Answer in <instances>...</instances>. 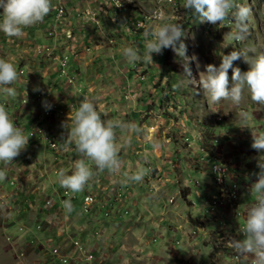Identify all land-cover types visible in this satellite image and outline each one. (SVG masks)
<instances>
[{"label": "crops", "instance_id": "0c3cea01", "mask_svg": "<svg viewBox=\"0 0 264 264\" xmlns=\"http://www.w3.org/2000/svg\"><path fill=\"white\" fill-rule=\"evenodd\" d=\"M51 3L53 8L50 13L42 22L25 28L22 37H7L0 32V58L11 59L19 73L18 79L6 86L15 89V97L7 95L2 90L4 86H0V105L6 107L16 126L24 133L36 124H42L47 129L45 137L38 138L40 140L36 144L31 140L26 149L14 160L25 161L33 159V156L41 159L43 163L36 162L34 166L36 172L34 178L37 180L41 178L38 170H44L46 167L48 171L51 170L50 173L65 169L71 174L78 160H86L77 152L70 131L73 126L72 117L84 94L88 95L90 99H95L98 110L107 113L105 119H118L134 124L139 131L129 132L120 129L116 131V142L122 145L119 153L123 161L120 175L104 171L89 181L84 191L74 193L68 200L75 203L82 195L80 198L82 203L87 191H102L105 195L103 199H106L102 205L111 206L113 208L111 217L116 218L107 228L110 230L109 237L111 233L116 232L124 239L123 246L120 245L122 241L116 244L117 252L122 251L123 260L126 258L135 264H195L197 261L195 259L203 256L202 263L210 264L214 257L210 253L220 250L219 222L233 214L232 224L237 221L244 223L249 207L254 206L256 196L251 191L253 183L250 181L258 171L237 170L243 187L241 205L244 217L236 216L232 210V213L225 215L226 209L222 210L224 215L220 220L216 215L206 213L209 199L217 190L208 168L207 153L202 151L200 143L196 141L191 145V150L179 152L178 147L174 149L173 142H162L161 132L157 128L159 121L145 120L146 100L140 97L144 94L140 93L143 82L135 76L149 69L142 68L137 63H128L122 54L125 47H133L126 44L133 42L132 37L125 39L124 28L121 29L124 18L118 20V16L123 17L128 10L122 9L117 0H51ZM60 6H64L66 10L62 18L57 17V8ZM137 16L138 14L134 17ZM126 24L130 22L126 20ZM133 38L136 42L141 36L135 34ZM37 48L44 50L38 53ZM64 56L68 57L66 71L68 76H74L73 82L60 74L59 60ZM22 69L24 72L21 73ZM151 74L146 73L148 78ZM37 87L40 91H34ZM41 92L44 95L39 101L25 99V96L37 99V94ZM45 101L63 108L65 115L57 112L52 118L44 117ZM56 135L59 150H55L56 157L51 159L50 156L47 157L44 143L45 139L50 140ZM187 157L189 159H186ZM57 158L67 162L64 165L56 164L54 159ZM46 160L49 163L45 164ZM86 162L92 163L88 160ZM9 165L7 164L8 170L17 171L12 175L17 180L19 178L26 180L32 169L25 165L21 169L15 164ZM141 166L150 168V174L140 183H125L123 173L131 174ZM48 177L53 183L52 193L58 196L61 191L60 188L57 189L56 180L52 179L53 176ZM194 179L200 183L191 181ZM90 182L95 184L93 190H89L93 187ZM119 188L125 191L122 201L117 198ZM63 189L61 187L62 191ZM54 198L45 196L39 207L49 214L57 212L59 208L60 213L66 217L68 213ZM48 199L55 202L51 209L46 206ZM102 211L103 208L97 205L91 215V217L98 215L97 219L89 218L85 224L79 223L78 226L81 228L79 232L86 230L84 228L88 223L99 220L101 215L103 216ZM66 228L68 227L57 229L59 243H67L58 245L62 252L66 251L67 246L68 249L77 248L74 241H71V237H75L74 240L82 239L80 241L83 246L87 243L90 248L97 251L98 259L104 258V252L108 248L103 249L104 245L100 240L88 239L84 236L85 232L80 235L81 233H76L78 231L70 232V229ZM100 228L101 226L97 227ZM114 237L116 238L115 235ZM48 249L50 245L45 249L44 256L48 257ZM113 259L114 257L109 258L107 260L109 262L106 263L111 264ZM48 260L46 258L44 263L48 264ZM86 263L88 262L83 258L78 261V264ZM121 263L123 262L119 264ZM55 264L61 262L56 261Z\"/></svg>", "mask_w": 264, "mask_h": 264}, {"label": "rangeland", "instance_id": "374dc122", "mask_svg": "<svg viewBox=\"0 0 264 264\" xmlns=\"http://www.w3.org/2000/svg\"><path fill=\"white\" fill-rule=\"evenodd\" d=\"M120 1L124 4L122 9L128 10V13H125L123 17L118 16L119 21L122 18L125 21H123L124 24L121 23L123 25L121 29L124 28L125 39H131V37L133 39L132 43H125L138 49L139 54L145 55L144 33L149 25L155 26L164 22L182 24L185 35L181 39L186 45V56L192 57L195 55L199 62V67H197L196 61L190 63L192 78L196 80L199 79V74L206 70V65L213 64L218 67L222 56L229 54L232 50L245 52L247 54L245 58L249 61H254L258 56L264 55V0H238V3L251 10L246 22L247 32L240 41L233 39V33L237 31L234 19L229 18L215 25L207 21L201 22L200 18L193 12L183 8L184 0ZM137 14L138 16L134 17ZM126 20L130 24H126ZM135 34L141 36V38L136 39V42L133 38ZM148 39H151V37H148ZM152 55L153 61H143V64L142 61L137 62L142 68H148L149 70L141 71L135 78H140L143 82L140 93L144 94L140 97H144L143 100H146L144 105L145 120L159 121L157 123L159 127L157 128L161 132L162 142H173L174 149L178 147L179 152L186 149L191 150L192 144L200 143L202 151L207 153L208 168L215 186L216 182L211 170L214 159H222L227 163L231 169V176L232 172L238 174V169H244L243 171L246 172L252 170L259 172L257 163L258 160L264 162V153H258L254 150L251 143L253 135L264 133V104H256L251 99V92L246 86L242 100L238 105L230 99L212 103L206 99L202 89H198L187 82L183 68L184 57L177 55L171 48L164 49L162 54ZM233 66L239 67L241 71H247L250 68V65L243 58L235 61ZM146 73H152L150 78L147 77ZM72 77L75 81L74 76ZM229 78H231V69H229ZM84 95V97L89 98L88 95ZM38 140L40 139L34 140V143L36 144ZM44 145L47 149V157L55 158V150L50 148L49 138L45 139ZM186 159H189V157ZM54 160L59 165H64L67 162L66 160L60 161L59 158ZM36 162L43 163L36 156H33V159L14 160L9 163L11 166L15 164L20 169L23 165L30 166L32 169L26 180L22 178L15 179V176L12 175H15L17 171L8 170L7 165L0 163V169L7 173V178L0 181V264H45L44 260L48 259L47 256H44L45 249L52 243H59L60 236L57 229L64 226L68 227L66 229H70V232L78 231L76 233H81L80 235L85 232L84 236H87L88 239L100 240L104 245L103 249L108 248L105 250V254L103 253L104 258H97L92 264H108L106 262H109L107 260L111 257H114L111 264H119L120 262L135 264L126 258L123 260L124 256L121 250L117 252V242L122 241L121 246L124 244V239H121L122 236H118L114 232L109 237L110 230H107V228L116 218L111 217L112 215H105L106 208H110L112 211L113 208L102 205L104 202L103 196H105L102 191L95 189L98 199L92 211L99 205L103 208V216L101 215L95 223H88L84 228L86 230L82 232H79L81 230L78 226L79 223L85 224L89 218L95 219L98 217V215L91 217L92 211L83 212L80 200L82 195L77 198L75 203H72L74 210L68 213L66 217L60 213L59 208L57 212L50 214L41 210L39 206L45 196L48 198L57 197L54 199L61 204V207L64 198L57 179V173L60 169L53 173H50L51 170L48 171L47 167L44 170H38V175L41 178L37 180L34 178ZM47 163L49 162L46 160L45 164ZM48 175L53 176L52 179L56 180L57 189L60 188L59 191L61 192L58 196L52 193L53 183ZM256 179L257 176L251 179L250 182L254 183ZM13 181L14 184H12ZM191 181L197 184L200 183L197 179ZM90 185L93 187L89 190H93L95 184L90 182ZM216 189L219 195V201L216 203L218 209L210 212L208 209L209 201L205 212L216 215L220 220L224 215L223 209L227 210L225 215L232 213L234 210L232 206H228L231 201V193L224 187V183H217ZM31 197L33 199H30ZM65 200H68V198H65ZM241 211V215H236L235 211L234 213L236 216L244 217L242 205ZM232 215L228 218L224 217L226 219L219 222L220 238L218 244L220 250H217L216 253L215 250L210 253L214 256L210 264H253L255 259L253 254L238 256L232 248L225 246L224 242L230 237L235 239L244 238L243 227L246 220L244 223L237 221L238 223L232 224ZM98 226H101L99 230L97 229ZM97 230L99 234H96L95 231ZM80 240L82 239L80 238ZM106 242L108 244H105ZM178 247L181 248V246ZM61 253L66 255V251ZM210 254H208V257H210ZM195 260H197L195 264H204L202 263L203 256ZM73 264H75V261Z\"/></svg>", "mask_w": 264, "mask_h": 264}, {"label": "clouds", "instance_id": "9594fccd", "mask_svg": "<svg viewBox=\"0 0 264 264\" xmlns=\"http://www.w3.org/2000/svg\"><path fill=\"white\" fill-rule=\"evenodd\" d=\"M52 8L51 0H0L2 9L0 32L7 37L20 38L25 28L42 22ZM183 8L193 12L201 22L207 21L214 25L229 18L234 19L237 31L233 33V39L236 41L242 40L247 32L246 22L251 10L238 3V0H184ZM184 35L180 23L164 22L155 26L149 25L144 33L145 55L141 57L138 49L133 47H125L122 54L128 63L135 64L140 61H153L152 54H162L164 49L171 48L177 55L185 58L183 68L187 82L202 89L210 102L219 103L221 100L230 99L238 105L246 86L251 92V99L256 104H264V55L249 61L245 58L247 55L245 52L232 50L222 56L218 67L213 64L206 65V70L201 72L199 79L196 80L192 78L190 63L196 61L199 67V62L195 55L186 56V45L181 39ZM241 58L250 65L247 71H241L239 67L233 66L234 62ZM18 76L15 63L11 59L0 58V86H4L2 90L7 95L15 97V89L6 86L13 84ZM34 91L40 89L37 87ZM43 106L46 110L52 107L47 101L43 102ZM105 116L107 113L98 110L95 99L84 97L72 117L71 140L77 152L92 162L89 164L85 159L78 160L71 174L65 169L58 171L57 179L60 186L72 193L84 191L89 181L104 171L121 174L123 161L119 153L122 145L116 142V131L120 129L136 132L139 129L134 124L118 119H105ZM28 142L29 137L16 126L6 107L0 105V163L7 165L14 161V158L26 149ZM251 147L258 153H264V133L252 136ZM257 167L259 168V172L255 174L257 179L251 187L256 202L247 214L243 229L244 238L230 237L224 243L238 256L253 254L255 257L253 264H264V162L258 160ZM150 171V168L141 166L131 174L125 172L124 182L140 183ZM6 178V171L0 169V181ZM63 207L66 213L74 210L70 200H65Z\"/></svg>", "mask_w": 264, "mask_h": 264}, {"label": "built area", "instance_id": "2783aa9c", "mask_svg": "<svg viewBox=\"0 0 264 264\" xmlns=\"http://www.w3.org/2000/svg\"><path fill=\"white\" fill-rule=\"evenodd\" d=\"M57 17L62 18L63 12L58 7L57 8ZM44 49L43 48H37V52L41 53ZM49 50V49H48ZM68 64V57L64 56L63 58H60L59 60V66H60V74L62 76H66L70 82H73L74 79L71 76L67 75L66 67ZM44 95V94H43ZM25 99H31V101H39L40 99H36V97H29L25 96ZM24 103V99H23ZM60 113V115H65V110L63 108H58V105L54 104L52 105L50 110H44L43 116L46 118H52L55 113ZM25 134L29 137V142L31 140H36L40 137H45L47 135V129L42 124H36L32 126L30 129H28ZM27 145V146H28ZM50 148L54 150H59V144L57 142V137L50 138ZM211 170L214 174V180L217 183H224V187L228 189V192L231 193V201L229 202L228 206H232V209L235 211L236 215H241V194H242V186L240 177L238 174H234L232 172L231 176V169L227 163H225L222 159H214L211 164ZM15 182L13 181L12 184ZM121 187V186H119ZM74 195V193L70 192L67 189H63L62 197L64 200H62V203L65 201V198H70ZM125 197V191L122 188H119L117 191V198H119V201H122ZM219 195L217 194V191L212 195V198L208 204V209L210 212H214L216 209V200H218ZM95 198H98V195L93 191H87L83 202H82V208L83 212H91L93 207L95 206ZM56 200V199H55ZM106 200V199H104ZM58 202V201H57ZM45 207V206H44ZM48 210V209H47ZM113 211L109 208H106L105 215L111 216ZM244 228V227H243ZM99 230V229H98ZM95 231L96 234H99V231ZM75 237H71V241H74ZM58 245H67V243H52L50 244V249H48V264H55L56 261H60L61 264H73L74 261L78 262L82 258L86 260L88 263H94V261L97 259V251L90 248L87 243H85V246L77 247V248H69L66 247V255H59L58 254Z\"/></svg>", "mask_w": 264, "mask_h": 264}, {"label": "bare ground", "instance_id": "6f19581e", "mask_svg": "<svg viewBox=\"0 0 264 264\" xmlns=\"http://www.w3.org/2000/svg\"><path fill=\"white\" fill-rule=\"evenodd\" d=\"M117 1L119 2L118 5H119L120 7H123V6H124V4H123L122 1H120V0H117ZM60 9L62 10V12H63V16H64L65 13H66L65 7H64V6H60ZM0 12H2V9H0ZM20 72L22 73V72H24V70L22 69ZM42 97H43V93H42V92L37 94V99H41ZM96 200H97V198H95V202H96ZM218 201H219V198H218V200H216V203H217ZM54 205H55V202H54L52 199H48V200L46 201V206H47L48 208L51 209V208L54 207ZM74 244L76 245V247H82V246H83L82 242H81L79 239L74 240ZM61 252H62V251H61V247H58V254H59V255H63ZM47 253H48V251H47Z\"/></svg>", "mask_w": 264, "mask_h": 264}]
</instances>
